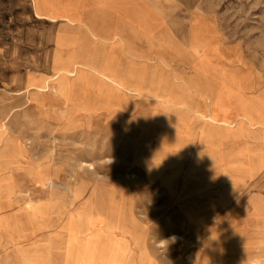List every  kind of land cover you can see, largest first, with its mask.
Instances as JSON below:
<instances>
[{
	"label": "rangeland",
	"instance_id": "1",
	"mask_svg": "<svg viewBox=\"0 0 264 264\" xmlns=\"http://www.w3.org/2000/svg\"><path fill=\"white\" fill-rule=\"evenodd\" d=\"M67 1L74 12L52 0H32V8L39 18L76 26L88 4L87 41L91 61L106 68L101 79L79 62L56 68L61 56L52 54L45 57L51 69L25 77L23 88L10 93L3 82L18 81L13 63L20 56L0 32V264H23L29 254L46 260L38 264H150L134 260L133 243L114 229L76 232L67 246L53 236L61 231L57 217L54 228L27 232L35 221L23 210L49 202L129 211L143 238L140 254L154 239L156 256L169 244L165 254L169 248L171 261L186 264L225 232L264 233V128L229 129L205 118L264 117V0ZM100 6L112 17L118 7L129 20L134 12L146 15L152 37L128 19H114L111 30L119 36L95 38ZM5 14L14 13L0 6ZM74 38L43 43L75 44L78 61L81 27Z\"/></svg>",
	"mask_w": 264,
	"mask_h": 264
},
{
	"label": "crops",
	"instance_id": "2",
	"mask_svg": "<svg viewBox=\"0 0 264 264\" xmlns=\"http://www.w3.org/2000/svg\"><path fill=\"white\" fill-rule=\"evenodd\" d=\"M52 1L56 7H66L71 13L74 12V4L72 2L67 0ZM0 6L14 13L5 14L4 16L0 17V24L2 26L0 32H3L4 38H9L12 40L11 46L14 48L17 47L20 56L19 59L13 63V65H15L14 70L18 71L17 74L13 75L18 77V81L11 83L8 81L9 78H5L3 82V87L5 90H9L10 93L17 94V91L23 88L21 80H23L25 77L30 76L33 78H40V69H51V65L53 63L48 61L45 57L52 54H59L61 56V62L58 64V66H55L56 68H64L65 66L69 65V63L70 65H74L76 62H79L82 64L81 70L84 73L92 72L94 76H98L99 79L102 78L101 73L106 71L104 64L100 59L97 60L96 58L95 61H91L90 45L87 40L91 38L92 18L88 4L86 2L83 3L82 16L80 17L77 15L81 24L78 23L76 26L69 25L68 22H65L62 19L52 22L50 20L37 17V15L34 14V9L32 8V0H0ZM117 9L113 10L115 11V17H112L111 14L113 13L108 12L107 10H105L104 14L102 6L96 10L97 14L94 15L93 18V31L95 33V38H103L105 36L117 38V36H119L120 33H118V31L111 30L113 27L111 25L114 22V19L129 20V18L123 16L119 12L121 9L120 7ZM134 14L135 17H133L132 20H129L130 23H132L138 31L145 32L147 37H152L154 32L150 31V27L147 26V22H145L143 19V17H146V15H140L137 12H134ZM103 23L107 29H102ZM76 27L82 28L84 39L82 56L77 57V60L79 58L78 61L74 59V56H76L75 44L71 46H60L56 44L43 43V40L45 39L57 38L71 39L72 41H75L74 36ZM33 38L37 40L36 44L34 45L23 41V39L30 40ZM13 40H17V42ZM99 43L100 44H98V47H101L102 42ZM96 55H101L100 48L98 52H96ZM69 57H73L72 62H69ZM28 59H31L32 62H29ZM5 64L10 63L7 62ZM32 64L37 66H33ZM70 68L72 69L73 67ZM62 74L63 73L56 75V79H59ZM105 81H107V79H105ZM33 91H35V89L30 90V92ZM24 93L25 92H21L19 95ZM35 101L39 103L38 98H36ZM225 114L226 115L221 118L217 113H212L209 117L205 118L206 121L212 125L223 126L229 129L235 127L237 123H240V125L248 123L251 127L257 126L264 128V122L261 121L264 120L262 115L255 117L253 114L248 113V116L240 117L239 120H236L231 116V113ZM257 119L259 120L258 123L255 121ZM240 125L238 124V126ZM101 204L104 210H100V206L96 208L93 205H87L88 210H85L84 207H81L79 210H69L64 206H58L57 204L50 202L36 204L34 205V210H23L29 215V217H34L35 221L33 227L30 225L26 231L28 232V230H35V233H37L39 231L50 230L56 226V224L51 222V219L57 217L58 221L62 223L61 231L53 232V236H57L56 238H61L62 242H65L66 246L69 245L68 243L70 240L73 241L74 236H76V232H78V234L80 233L81 235H84L87 233L90 234L91 230H97L100 228L104 230L114 229L117 230L124 238L129 239L130 243H133L131 249L133 252L135 250L133 259L136 261H139L141 257H146L144 259L142 258V260H145L150 264H186V262H182L181 260L171 261L169 248L168 253L165 254V249L167 245L169 246V244H164L165 246H162L164 249L162 257L159 258L156 256L154 254V239L146 240V242H148L147 255H145V250H143L140 254L143 238L142 236L140 237L139 233L135 231V226L138 224L135 216L131 214V219L129 220V211L107 210L105 204ZM126 229L131 231V233H126ZM236 232L237 233L233 231L232 233L228 231L224 233V237H214L210 239L206 245V247L209 248L205 254L202 252L200 254L198 251L194 252L192 257L193 264H264V253L256 255L253 254L252 251L257 247L264 248V233H260L252 229L237 230ZM166 243L168 242L166 241ZM29 256L30 257L28 258H23V264H38L46 261L42 258H33L30 254ZM50 261L52 263L56 262L55 260ZM66 261L68 262V260ZM4 264L10 263L5 261Z\"/></svg>",
	"mask_w": 264,
	"mask_h": 264
}]
</instances>
